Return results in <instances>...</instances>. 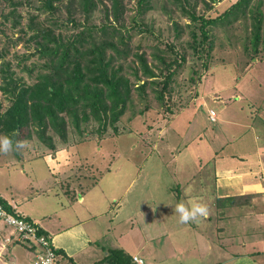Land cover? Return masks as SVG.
Segmentation results:
<instances>
[{
	"label": "rangeland",
	"instance_id": "374dc122",
	"mask_svg": "<svg viewBox=\"0 0 264 264\" xmlns=\"http://www.w3.org/2000/svg\"><path fill=\"white\" fill-rule=\"evenodd\" d=\"M41 1L22 0L23 5L17 8V12L22 15L21 23L18 27L11 26L13 20L4 23L3 18H0V114L4 113L9 107L18 91L35 80V75L39 70L40 64L43 62V59L39 57L35 41L27 40L32 34L31 31L23 33L21 29L23 27V30H26L25 26L31 15H38L37 22H43L46 17L48 20H53L48 10L39 12L34 7L35 4L37 6L40 5ZM124 1L127 3V15L125 12L124 16L126 24L129 26L131 16L136 11V0ZM237 1L218 0L213 2L211 9H205L201 0H189V4L187 2L185 4L193 12L197 13L199 17L204 15L205 17L214 18L229 10ZM257 5L258 0H251L249 7L245 11H239L230 20L218 21V23L208 26L210 29V39L213 44L211 58H206V53L201 55L199 52L194 53L193 47L189 46V43L193 41L191 30L194 25L189 27L193 20L187 14L180 11L181 7H177L171 3L165 12L160 8L148 10L143 15V18H141L142 22L139 21V26L142 30H147L146 34L135 33L131 40L134 50L145 53L144 57L148 65L155 72L163 71L162 74L160 73L159 80L158 77L149 79H154L155 83H150L147 86V99H142L134 92V106L129 107L120 121L116 123L117 131L110 125L104 132L100 133L98 122L92 121L89 124H82V127H87L82 135H79L77 131L69 127V141L67 142H63L58 135L53 137L56 148L62 147L64 144H75V147L81 144L80 149H82V152L86 155L96 153L97 159H99L100 153L95 148H98V150L102 148L99 152H103V154H112L114 158L111 162L113 170L111 171L110 169V172H108L105 162H103L101 169H103L102 174L104 176L100 186L104 191L112 194L109 190L111 187L109 179L116 175L118 179L123 180L125 185H130L128 178L131 175L134 181L130 185L128 195L129 197H134V200L130 204L135 203V206L133 207L129 204L131 207L128 209V212L138 210L136 213L139 214L138 220L143 218V221L146 222V219H148L149 222L156 210L159 214L163 212V216L162 214L160 216L163 224L157 225L156 228L161 232L166 226V232H169V234L167 237L158 239L155 242L157 248L166 247L165 255L168 257H161L163 258L161 264H212L218 261V257L224 256V259L232 257L234 253H249L253 249L264 250L263 193L257 195L258 202L255 204V209L263 212V214L260 212L258 222L246 221L242 218L243 221L240 219L242 222L240 225L237 221V219L243 217L240 210H229L226 214L230 215L227 217L223 215V217H219L212 211L210 204L213 195L211 193L212 189L210 188L208 191L207 183L201 175L203 174L202 168L195 166L196 172L194 174L198 184L191 187L190 192L182 188H180L181 191H177L174 189L178 187V178L174 174L176 165L171 161L167 162L168 160L165 161L163 159L164 156L168 159L176 151L175 154H179V156L181 153V161H188V166L193 168L196 159L191 158V148L183 150L176 145L181 140L190 142L193 138L192 133H195L199 129L205 128V133L208 134V127H215L219 124L215 125L207 121L206 127L203 124L205 111L202 110L201 106H203L204 100H206L211 103L212 107L220 111L223 105L218 101L229 100L230 97L226 96V88L229 89L230 85V88H232L234 83H240V89L242 88L240 95L243 96L245 92H250L252 94L251 98H254L248 100L246 97H243L242 105H239L240 103L238 102L233 103V101L228 103L229 106L231 105L235 108V111H238V116H241L239 112L240 107H245L244 110L248 109L245 106L246 103H248V107L253 112H257L260 109V94L262 93L257 90V85L264 79V0H262V4L259 7ZM66 12L67 10L63 8L56 16H59L61 20H66ZM256 15H260L262 26L260 28L256 26V29H254V23H257L254 19ZM102 18V12L96 11L92 19L93 23L96 25L101 24ZM175 22H177L178 29L174 25ZM78 30V28L75 29L74 25L69 22L67 25L58 28L57 31H61L62 35L68 36ZM255 32H259L261 35L257 48L252 41ZM176 34L180 35L177 36ZM2 50L6 51V55L1 54ZM177 52L179 55L184 54L186 60H181L182 58L179 57L178 61L180 65L176 64L171 70L159 63L157 59V55H164L167 58V62L175 63V58L178 56ZM122 62L131 73L133 72V66H136L138 69L141 66L139 59L133 53L130 54L127 60H123ZM204 62H207V65ZM130 66H132L131 69ZM31 68L32 71L29 70ZM139 70L141 72L142 68ZM173 71H176V73L169 79L168 88H164L170 72ZM130 76L131 80L135 81V77L133 75ZM141 83H143V80H141ZM154 88L163 92V101L158 100L157 96L154 95ZM243 104H245L244 107ZM147 105L149 106L147 107ZM143 109H145V112L140 114L139 112ZM262 114H264V111H262ZM175 116L177 119H172ZM225 116L229 115L226 114ZM164 126L167 129V137L166 140H161L160 137L165 132ZM181 130H184V134L178 133ZM0 134L6 135L5 132H1ZM36 137L33 131L30 130L29 132L27 128H23L19 131L17 139L19 138L20 141H23L26 146L23 149L0 153V161L7 159L10 154L16 152H27V150L31 149L37 153L49 151L51 147L45 145ZM206 137L209 136L201 134L195 143H192L196 151L203 152L206 150L205 148H208L213 143L210 140L209 144L204 146V142L207 140ZM17 139H12L14 144ZM78 142L79 144L76 145ZM159 142H161V145L154 146V144H158ZM177 148L178 150H175ZM206 161H209V159H206ZM212 169L213 164L210 163L208 170L211 171ZM3 180L0 177V186ZM122 187L124 186L116 188L115 192H118L117 195L123 192L121 191ZM189 194L190 198L197 196L202 203L208 205L209 215L196 222L190 221L187 224H183L179 222L178 214L174 212L173 206L176 203L175 201L182 199L185 195L189 196ZM148 198L149 201H147ZM150 202L149 218L147 216L148 211H143L145 208L142 207H145ZM143 215L145 216L142 217ZM245 215L248 217L249 214L246 213ZM191 227L197 228L200 233L205 235L206 233L218 235L216 234L217 231L223 229L222 233L228 234L227 240L231 241L232 245L229 246V250L215 247L213 249L214 252L206 250L207 255L201 254V256L198 255L197 257L189 256V258H185V255L178 256L177 253V258L173 254V251L170 250L171 244L167 243V241H173V238L175 241L177 239L180 240L181 236L183 238L180 241H189L191 233L193 234L194 231L198 232L195 228L193 231ZM199 243L202 244L201 241ZM203 243L205 242L203 241ZM201 246L204 245L202 244ZM157 248L153 247L155 253L157 251V262H159L160 250H157ZM244 262L250 264L247 260H244Z\"/></svg>",
	"mask_w": 264,
	"mask_h": 264
},
{
	"label": "crops",
	"instance_id": "0c3cea01",
	"mask_svg": "<svg viewBox=\"0 0 264 264\" xmlns=\"http://www.w3.org/2000/svg\"><path fill=\"white\" fill-rule=\"evenodd\" d=\"M230 87L231 85L229 89L226 88V96L230 97L229 100L218 101L223 105L220 111L212 107L210 102L206 100L202 102L201 108L205 111L203 124L206 127L207 121L215 125L219 124L208 127V134L205 133V128L199 129L192 133L193 138L190 142L181 140L176 145L183 150L191 148V158L196 159L193 168L188 166V161H181V153L179 156L175 154L176 151L168 159L165 156L163 159L176 165L174 174L178 178V187L174 189L177 191H181L182 188L190 192L191 187L198 184L194 174L195 166L202 168L201 175L207 183L208 191L212 189L210 203L212 211L219 217H227L230 215L226 214L229 210L238 209L243 214V217L237 219L238 224L241 225L243 219L258 222L261 211L255 209V204L258 202L257 195L263 193L264 197V114H262L264 79L257 85V90L262 93L260 109L253 112L248 107V103L243 104V107L245 105L248 109L244 110L245 107H240L241 116H238V111L228 103L233 101L242 105L243 97L248 100L254 98H251L250 92L240 95L242 88L240 89L238 82ZM211 110L216 112L215 120L210 119ZM226 114L229 116L226 117ZM172 119L177 118L175 116ZM164 129L161 140H166L167 137L165 126ZM181 131L178 133L184 134V130ZM201 134L209 136L206 137L204 146L209 144L210 140L213 142L203 152L196 151L192 146ZM78 144L79 142L76 145ZM80 145L75 147V144H64L62 147L43 153L31 149L27 152L10 154L7 159L0 161V177L4 179L0 186V197L16 211L35 221L43 232L51 236L60 264H138L133 259L135 255L143 258L145 264H161L163 259L161 257H168L165 255L166 247L157 248L155 242L169 234L166 232V226L161 232L156 228L157 225L163 224L160 219L163 212L159 214L156 210L150 218L151 202L142 207L145 208L143 211H148L149 222L148 219L146 222L143 221V218L138 220L139 214H136L138 210L128 212L131 206H135V203L130 204L134 197L128 195L130 185L134 181L132 176L128 178L130 185H125L116 175L110 178L109 190L112 194H109L100 186L104 176L101 167L105 162L107 171L110 172V169L112 171L113 155L103 154L99 152L102 148L99 150L95 148L100 153L97 159L96 153L86 155L82 152ZM156 145H161V142L154 144ZM210 163L213 164L211 171L208 170ZM118 186H124L120 195L115 192ZM230 197L245 199L231 205ZM189 199L201 202L197 196L190 198V194L175 202L183 201L187 204ZM219 203L222 205L219 206ZM246 213L249 214L248 217ZM194 228L191 227L193 231ZM197 231L193 234L190 232L189 241H180L183 236L176 241L173 238L171 243L167 241L171 244L170 250L175 257L177 253L178 256L185 255V258L207 255L206 250L214 252L215 247L229 250V246L232 245L231 241L227 240L228 234L222 233L223 229L217 231L218 235L209 233L205 235ZM199 241L204 246H201ZM153 247L160 250L159 262H157V251L155 253ZM241 253H234L232 257L224 259V256H217L218 261L212 264H246L244 260L250 264H264L263 249ZM33 256L34 249L18 241L13 228L0 220V264H29Z\"/></svg>",
	"mask_w": 264,
	"mask_h": 264
},
{
	"label": "trees",
	"instance_id": "16d2710c",
	"mask_svg": "<svg viewBox=\"0 0 264 264\" xmlns=\"http://www.w3.org/2000/svg\"><path fill=\"white\" fill-rule=\"evenodd\" d=\"M201 1L205 9H211L213 2L218 0ZM250 1L238 0L229 10L213 18L204 15L199 17L186 6L185 3L189 4V0H136V11L128 26L124 16L125 12L127 15V3L124 0H42L40 5L35 4L34 7L39 12L48 10L53 20L46 17L43 22H37L38 15H31L25 26L26 30L24 31L23 27L21 29L23 33L31 31L32 34L27 40L35 41L43 62L35 80L18 91L9 107L0 114V133L5 132L11 139H17L19 131L27 128L29 132L31 130L35 133L39 141L51 147L50 149H56L53 137L58 135L63 142L69 141V127L82 135L87 128L82 127V124L96 121L100 133L110 125L117 131L116 123L129 107L134 106V92L146 100L147 86L155 83L154 79H149L158 77L159 80L160 73L163 72H155L148 65L145 53L134 50L131 44L135 33L146 34L147 30H142L139 21L142 22L141 18L148 10L160 8L165 12L171 3L181 7L180 11L193 20L189 25H194L191 30L193 41L189 46L193 47L194 53H206V58H209L213 44L208 26L218 21L230 20L239 11H245ZM261 4L262 0H258L257 7ZM21 5L22 0H0V18H3V22L13 20L11 26L18 27L22 15L17 12V8ZM63 8L67 10L66 20L56 16ZM96 11L103 14L99 25L94 24L92 20ZM254 19L257 21L254 23V29L256 26L260 28V15L254 16ZM69 22L79 30L68 36L57 31ZM174 25L178 29L177 22ZM260 37V33L255 32L252 41L256 48ZM131 53L139 59V69L142 68V73L136 66H133L132 73L129 72L122 62L127 60ZM1 54L6 55V51L2 50ZM179 57L186 60L184 54H178L175 63L167 62L164 55H157L159 63L170 70L176 64L180 65ZM204 64L207 65V62ZM29 70L32 71V68ZM175 73L176 71L170 72L164 88H168L169 79ZM130 75L135 77V81L131 80ZM153 91L157 99L163 101V92L157 88ZM144 112L145 109L139 113ZM242 199L245 198H229L231 205L236 201L242 202ZM0 203L10 212L18 213L1 197Z\"/></svg>",
	"mask_w": 264,
	"mask_h": 264
},
{
	"label": "built area",
	"instance_id": "2783aa9c",
	"mask_svg": "<svg viewBox=\"0 0 264 264\" xmlns=\"http://www.w3.org/2000/svg\"><path fill=\"white\" fill-rule=\"evenodd\" d=\"M210 119H216L215 110L210 111ZM0 220L13 228L16 239L26 243L34 249V256L29 264H60L54 241L51 236L42 232L40 226L24 215L10 212L6 206L0 203ZM134 261L145 264L143 258L135 255Z\"/></svg>",
	"mask_w": 264,
	"mask_h": 264
},
{
	"label": "clouds",
	"instance_id": "9594fccd",
	"mask_svg": "<svg viewBox=\"0 0 264 264\" xmlns=\"http://www.w3.org/2000/svg\"><path fill=\"white\" fill-rule=\"evenodd\" d=\"M25 146L23 141L17 140L14 144L9 136L0 134V153H8L13 150L23 149ZM173 209L174 212L178 214L179 222L183 224H187L190 221L196 222L209 215L208 205L197 200H190L187 204L183 201L177 202L173 206Z\"/></svg>",
	"mask_w": 264,
	"mask_h": 264
}]
</instances>
